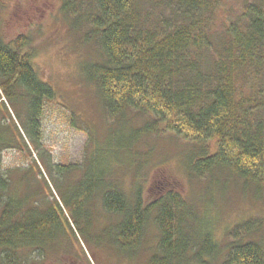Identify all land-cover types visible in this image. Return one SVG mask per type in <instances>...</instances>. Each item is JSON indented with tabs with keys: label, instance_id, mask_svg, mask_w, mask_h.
Here are the masks:
<instances>
[{
	"label": "trees",
	"instance_id": "16d2710c",
	"mask_svg": "<svg viewBox=\"0 0 264 264\" xmlns=\"http://www.w3.org/2000/svg\"><path fill=\"white\" fill-rule=\"evenodd\" d=\"M228 2L65 0L64 11L100 49L88 79L107 115L126 126L124 147L144 134L170 133L191 144L192 175L219 171L241 179L245 191L264 192V0H243L235 15ZM27 46L24 36L10 43L0 37V110L17 95L26 105L16 113L21 132L0 119V148L30 144L56 171L71 170L41 150V119L56 91L40 78ZM101 178H85L80 197L47 200L30 183L24 190L26 177L15 182L0 167V264H93L75 214L83 206L89 213ZM141 188L131 195L113 185L99 192L104 212L117 217L111 241L117 255L139 250L153 221L160 234L147 264H207L219 254L221 264H264V217L237 223L221 246L207 228L192 231L199 217L178 194L146 205Z\"/></svg>",
	"mask_w": 264,
	"mask_h": 264
},
{
	"label": "rangeland",
	"instance_id": "374dc122",
	"mask_svg": "<svg viewBox=\"0 0 264 264\" xmlns=\"http://www.w3.org/2000/svg\"><path fill=\"white\" fill-rule=\"evenodd\" d=\"M229 1L227 8L237 14L243 0ZM64 2L0 0V37L7 43L26 37L40 78L54 87L56 97L46 101L41 119V150L54 165L71 170L56 171L30 144L0 148V167L15 182L26 177L24 190L30 183L31 189L40 190V197L47 200L57 197L66 201L71 195H84V182L91 177H103V188L113 185L128 195L142 187L146 205L174 192L196 210L199 218L192 231L201 235L198 231L210 230L221 246L226 245L228 230L237 223L264 217L263 190L257 192L250 186L245 191L241 179L219 171L200 178L192 175L188 165L191 144L182 137L144 134L131 147H124L126 126L107 115L96 83L88 79L91 62L100 60V49L85 39L79 23L64 11ZM9 99L3 101L6 105L2 103L0 119H6L14 131L18 126L21 132L17 114L21 115L26 105L18 95ZM136 116L140 125V115ZM214 177L223 180L214 184ZM103 188H94L89 213L83 206L75 214L82 248L93 264H147L159 241L156 224L147 225L139 250L117 255L111 245L117 217L107 215L101 207L99 192ZM189 215L186 209L187 221ZM89 248L96 249L99 260ZM221 262L219 254L207 264Z\"/></svg>",
	"mask_w": 264,
	"mask_h": 264
}]
</instances>
